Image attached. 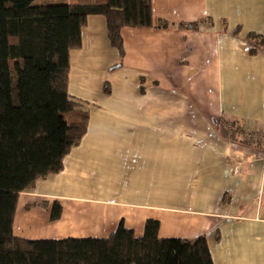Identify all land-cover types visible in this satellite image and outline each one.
I'll list each match as a JSON object with an SVG mask.
<instances>
[{"label":"crops","instance_id":"obj_1","mask_svg":"<svg viewBox=\"0 0 264 264\" xmlns=\"http://www.w3.org/2000/svg\"><path fill=\"white\" fill-rule=\"evenodd\" d=\"M80 1L93 0L35 5ZM151 11V28L121 29L120 61L104 18L88 16L68 73L86 133L60 173L18 196L13 235L103 239L123 224L139 238L153 219L161 239L205 236L213 264H264V145L245 138L264 136V47L246 39H264V0Z\"/></svg>","mask_w":264,"mask_h":264},{"label":"trees","instance_id":"obj_2","mask_svg":"<svg viewBox=\"0 0 264 264\" xmlns=\"http://www.w3.org/2000/svg\"><path fill=\"white\" fill-rule=\"evenodd\" d=\"M36 1L0 0V264H213L205 236L161 239L153 219L145 221L139 238L123 224L103 239L30 241L13 235L18 196L60 173L86 133L88 114L68 93V73L69 53L80 49L88 16L104 18L119 61L121 29L153 26L151 0ZM185 26L196 27L178 25ZM246 39L264 47L257 34ZM61 213L54 202L50 221Z\"/></svg>","mask_w":264,"mask_h":264},{"label":"built area","instance_id":"obj_3","mask_svg":"<svg viewBox=\"0 0 264 264\" xmlns=\"http://www.w3.org/2000/svg\"><path fill=\"white\" fill-rule=\"evenodd\" d=\"M245 138L246 140L248 141V143H251V144H258V145H264V136L262 134H251V133H248V134H245ZM236 171V169H235Z\"/></svg>","mask_w":264,"mask_h":264},{"label":"rangeland","instance_id":"obj_4","mask_svg":"<svg viewBox=\"0 0 264 264\" xmlns=\"http://www.w3.org/2000/svg\"><path fill=\"white\" fill-rule=\"evenodd\" d=\"M54 1H63V0H37L36 2L38 3V2H41V3H52V2H54ZM35 2V3H36Z\"/></svg>","mask_w":264,"mask_h":264}]
</instances>
